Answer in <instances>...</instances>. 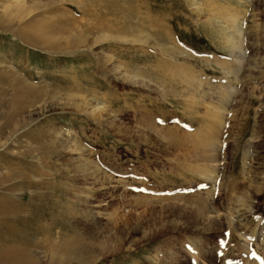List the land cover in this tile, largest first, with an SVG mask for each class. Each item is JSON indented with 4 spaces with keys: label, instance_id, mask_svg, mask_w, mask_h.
<instances>
[{
    "label": "rangeland",
    "instance_id": "rangeland-1",
    "mask_svg": "<svg viewBox=\"0 0 264 264\" xmlns=\"http://www.w3.org/2000/svg\"><path fill=\"white\" fill-rule=\"evenodd\" d=\"M6 10L0 198L24 207L16 227L91 238L89 264H264V0ZM33 24L63 30L37 47L19 35Z\"/></svg>",
    "mask_w": 264,
    "mask_h": 264
},
{
    "label": "bare ground",
    "instance_id": "bare-ground-1",
    "mask_svg": "<svg viewBox=\"0 0 264 264\" xmlns=\"http://www.w3.org/2000/svg\"><path fill=\"white\" fill-rule=\"evenodd\" d=\"M18 14L17 10H6L5 18H0V24L11 22L10 19ZM33 25L37 36H32L26 31H20L19 35L24 39V43L25 41L26 43L32 42L33 46L37 47L40 45L51 47V37L60 34L63 30V28L53 25L43 32L38 30L39 27H36L35 24ZM113 30L116 31V29ZM94 44L97 43L94 42ZM22 94L25 93H21L25 99ZM20 99L19 95L15 97L14 107L19 106ZM4 198H0V264H73L74 260L77 264H89V251L96 247L91 238L88 240L77 237H73L71 240L62 239L57 231L53 233V236L52 234H42L39 231L23 233L13 222L22 213L24 207Z\"/></svg>",
    "mask_w": 264,
    "mask_h": 264
}]
</instances>
